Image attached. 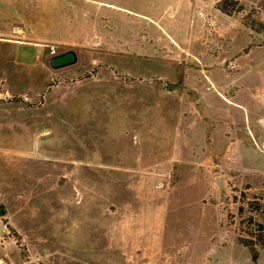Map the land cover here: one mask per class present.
I'll return each mask as SVG.
<instances>
[{
	"label": "rangeland",
	"instance_id": "obj_1",
	"mask_svg": "<svg viewBox=\"0 0 264 264\" xmlns=\"http://www.w3.org/2000/svg\"><path fill=\"white\" fill-rule=\"evenodd\" d=\"M219 1L137 3L61 69L0 36V264H264V0Z\"/></svg>",
	"mask_w": 264,
	"mask_h": 264
},
{
	"label": "crops",
	"instance_id": "obj_2",
	"mask_svg": "<svg viewBox=\"0 0 264 264\" xmlns=\"http://www.w3.org/2000/svg\"><path fill=\"white\" fill-rule=\"evenodd\" d=\"M14 1L10 0L11 3L7 5L10 10L7 8L0 12V36L33 35L43 37L42 40L49 42L64 38L71 45L69 49L74 51L102 50L104 44L101 43L102 37L110 33L111 25L115 26L116 13H129L140 20H151L152 16H148L136 4L163 0H132L133 3L128 5L121 0H23L24 5L25 3L32 5L30 9L32 14L20 13L18 9L14 13L11 9ZM19 9L25 11L26 8L22 6ZM130 21L134 20L126 19V26L130 25ZM93 36H101V39H94ZM1 38L0 42L11 43Z\"/></svg>",
	"mask_w": 264,
	"mask_h": 264
},
{
	"label": "trees",
	"instance_id": "obj_3",
	"mask_svg": "<svg viewBox=\"0 0 264 264\" xmlns=\"http://www.w3.org/2000/svg\"><path fill=\"white\" fill-rule=\"evenodd\" d=\"M239 1L237 0H221L218 2V9L221 13L225 14V15H232L235 13H239L240 10L239 8ZM238 7V8H236ZM247 19L249 20V23L246 24V26L257 33H263L264 34V23H258V29H256L254 22L252 20H250L249 17H247ZM5 214V209L3 207V205L0 203V217L3 216ZM243 245L245 247H247L251 253V257L252 260L255 261L257 259V252L255 250L254 246V242L249 240V241H245L243 242ZM261 245H264V242L261 243Z\"/></svg>",
	"mask_w": 264,
	"mask_h": 264
},
{
	"label": "water",
	"instance_id": "obj_4",
	"mask_svg": "<svg viewBox=\"0 0 264 264\" xmlns=\"http://www.w3.org/2000/svg\"><path fill=\"white\" fill-rule=\"evenodd\" d=\"M76 62L77 55L73 50H68L64 53L54 55L50 59V65L53 69H61L67 66H71Z\"/></svg>",
	"mask_w": 264,
	"mask_h": 264
}]
</instances>
